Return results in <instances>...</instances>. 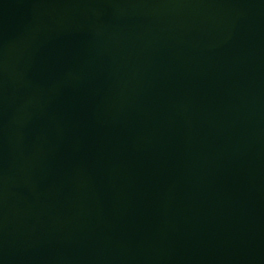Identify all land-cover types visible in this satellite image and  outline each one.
Masks as SVG:
<instances>
[{
  "label": "water",
  "instance_id": "95a60500",
  "mask_svg": "<svg viewBox=\"0 0 264 264\" xmlns=\"http://www.w3.org/2000/svg\"><path fill=\"white\" fill-rule=\"evenodd\" d=\"M0 264H264V0H0Z\"/></svg>",
  "mask_w": 264,
  "mask_h": 264
}]
</instances>
